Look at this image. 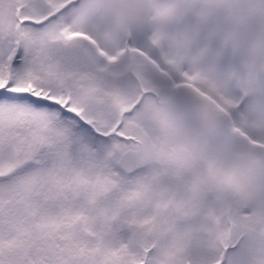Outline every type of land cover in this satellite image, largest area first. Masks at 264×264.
Returning a JSON list of instances; mask_svg holds the SVG:
<instances>
[{"label": "snow or ice", "instance_id": "snow-or-ice-1", "mask_svg": "<svg viewBox=\"0 0 264 264\" xmlns=\"http://www.w3.org/2000/svg\"><path fill=\"white\" fill-rule=\"evenodd\" d=\"M0 264H264V0H0Z\"/></svg>", "mask_w": 264, "mask_h": 264}]
</instances>
